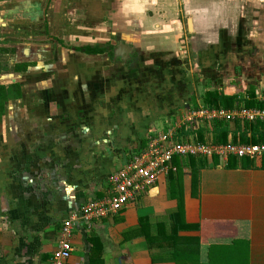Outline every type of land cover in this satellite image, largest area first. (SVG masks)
Wrapping results in <instances>:
<instances>
[{"label":"crops","instance_id":"0c3cea01","mask_svg":"<svg viewBox=\"0 0 264 264\" xmlns=\"http://www.w3.org/2000/svg\"><path fill=\"white\" fill-rule=\"evenodd\" d=\"M259 80L264 0H0V264H50L154 131L252 144L264 122L182 124L213 91L264 104ZM70 239L67 264H264V156H176Z\"/></svg>","mask_w":264,"mask_h":264},{"label":"built area","instance_id":"2783aa9c","mask_svg":"<svg viewBox=\"0 0 264 264\" xmlns=\"http://www.w3.org/2000/svg\"><path fill=\"white\" fill-rule=\"evenodd\" d=\"M264 100V95L259 96ZM240 121L246 123L264 122V109H234L222 107H200L187 112L183 126L190 131L198 130L203 122ZM173 130L165 133L154 131L143 150L133 156L124 167L110 173L106 180L110 189L101 200L90 199L79 209V216L69 217L61 225L57 249L50 264H67L72 252L71 232L80 220L92 222L106 219L119 213L125 206L136 202L147 194L158 177L166 171L174 157L211 158L228 157L260 159L264 156V144H201L198 142L175 141Z\"/></svg>","mask_w":264,"mask_h":264},{"label":"trees","instance_id":"16d2710c","mask_svg":"<svg viewBox=\"0 0 264 264\" xmlns=\"http://www.w3.org/2000/svg\"><path fill=\"white\" fill-rule=\"evenodd\" d=\"M253 94L250 95L249 100L245 104L246 109L250 108H264V104H260L256 102L253 98ZM205 102L213 108L217 107H224V108H230L233 105L232 98H224L222 95H220L218 92H210L207 94V97L205 98ZM238 106V105H237ZM252 144H264V133H262L258 139L253 138Z\"/></svg>","mask_w":264,"mask_h":264},{"label":"rangeland","instance_id":"374dc122","mask_svg":"<svg viewBox=\"0 0 264 264\" xmlns=\"http://www.w3.org/2000/svg\"><path fill=\"white\" fill-rule=\"evenodd\" d=\"M260 82H262V80L257 81V84H258V85H256V89H258L257 91H259V90H261V89L264 88V87L262 88V85H264V82H262V83H260ZM177 258L181 259V258H183V256H178ZM189 258H193V257L192 256H189ZM194 259H198V257H196Z\"/></svg>","mask_w":264,"mask_h":264}]
</instances>
